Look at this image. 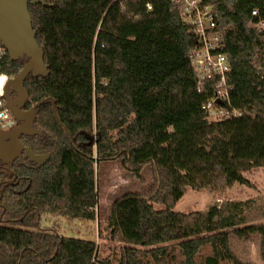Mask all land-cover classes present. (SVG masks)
Wrapping results in <instances>:
<instances>
[{"label": "trees", "instance_id": "1", "mask_svg": "<svg viewBox=\"0 0 264 264\" xmlns=\"http://www.w3.org/2000/svg\"><path fill=\"white\" fill-rule=\"evenodd\" d=\"M43 1L48 6L28 4V12L48 75L24 81L29 106L46 99L34 123L42 136L22 142L50 157L35 169L10 166V185L13 176L0 175V264H166L174 243L182 264H195L205 245L212 254L201 264H244L230 235L258 236L264 261L259 197L173 211L187 188L218 195L252 187L244 174L264 168V0L213 2L231 69L230 102L242 115L212 121L203 106L213 83L198 91L189 60L194 37L169 0ZM26 62L7 55L0 74L15 77ZM107 161H120L137 180L147 170L152 181L146 192L112 204L105 230L121 245L113 261L98 258L94 241L40 225L44 214L94 221L95 165Z\"/></svg>", "mask_w": 264, "mask_h": 264}, {"label": "rangeland", "instance_id": "2", "mask_svg": "<svg viewBox=\"0 0 264 264\" xmlns=\"http://www.w3.org/2000/svg\"><path fill=\"white\" fill-rule=\"evenodd\" d=\"M264 28V24H262ZM97 206L94 221H69L60 217L44 214L41 217L42 228L55 230L58 235L76 239L94 241L97 246L98 258L114 260L121 245L108 239L105 226L110 216L113 202L124 194L144 193L151 185V177L147 170L141 173L139 180L132 178L126 172L120 161H107L95 165ZM252 187L234 185L223 194L215 195L207 190H192L187 188L184 196L176 203L173 211L181 214L207 211L211 206H219L223 201H244L249 198L259 197L264 202V168L253 169L244 174ZM218 202V203H216ZM156 211H162L164 206L152 204ZM230 248L234 255L244 264H264L259 253L258 236H252L245 241L229 236ZM171 257L166 264H182L184 257L179 246L171 244ZM212 254V248L205 245L200 248L195 256V264H201L204 259ZM221 264H228L221 262Z\"/></svg>", "mask_w": 264, "mask_h": 264}, {"label": "water", "instance_id": "3", "mask_svg": "<svg viewBox=\"0 0 264 264\" xmlns=\"http://www.w3.org/2000/svg\"><path fill=\"white\" fill-rule=\"evenodd\" d=\"M28 4L48 6L43 0H0V44L7 51L10 59H27L20 72L7 80L3 88L4 109L11 114L13 120L19 125L12 126L8 130H5V127L0 128V162L10 165L15 160L22 162L24 157L36 165L30 167L35 169L44 165L50 156L49 154L35 155L21 143L20 137L42 136V131L36 129L34 123L36 109L46 99L34 104L28 111H22L21 109L29 99L28 93L24 89V81L29 75L33 78L46 77L48 70L44 63L42 48L36 40L37 30L33 29ZM4 80V77L0 78V85ZM11 94H14L15 97L11 98ZM52 110L55 114L53 103ZM86 139L89 143L94 141V138L88 135H86ZM0 174L13 175L9 168L0 171ZM15 179L14 176L13 180Z\"/></svg>", "mask_w": 264, "mask_h": 264}, {"label": "built area", "instance_id": "4", "mask_svg": "<svg viewBox=\"0 0 264 264\" xmlns=\"http://www.w3.org/2000/svg\"><path fill=\"white\" fill-rule=\"evenodd\" d=\"M169 2L178 10L184 25L195 40L189 52V60L196 73L198 91L204 83H213L214 95L203 106L208 120L241 116V112L234 109L230 102L232 86L229 82V75L231 69L227 57L221 52L223 44L216 22L214 0H169ZM146 9L150 10L151 6L147 4ZM256 13L253 11L252 16ZM7 55V51L0 44V63ZM2 77L5 80L0 85V128L6 127L9 115V112L4 109L3 88L6 81L13 78L0 74V78ZM225 105L232 108L226 109Z\"/></svg>", "mask_w": 264, "mask_h": 264}, {"label": "flooded vegetation", "instance_id": "5", "mask_svg": "<svg viewBox=\"0 0 264 264\" xmlns=\"http://www.w3.org/2000/svg\"><path fill=\"white\" fill-rule=\"evenodd\" d=\"M25 89V88H24ZM26 90V89H25ZM29 96V95H28ZM13 97H15V95L14 94H11V98H13ZM33 105H31V106H29V99H28V102L27 103H25V105H24V107L21 109L22 111H28L31 107H32ZM11 124V126H9ZM17 125H19V123L18 122H16V121H14L13 120V118H12V116H11V114L9 113V115H8V117H7V122H6V127H5V130H8V129H10L12 126H17ZM22 138L23 137H20V141H21V143L24 145V143L22 142ZM25 146V145H24ZM26 147V146H25ZM28 148V147H27ZM35 155H37V154H35ZM41 155H45V154H41ZM23 159H24V157L22 158V162H20L19 160H15L14 162H12V163H10V165H5L4 163H2V162H0V171H2V170H6V168H9L10 169V166H12V165H15V163L16 162H18L20 165H25V166H29V167H33V166H36L35 164H33V163H30L28 160H27V162H29L30 163V165L28 164V165H26L24 162L25 161H23ZM26 159V158H25ZM46 163V162H45ZM11 170V169H10ZM13 173V172H12ZM1 175V174H0ZM6 175H9V176H13V178L11 179V180H6V184L7 185H10V184H12V182L14 181L13 179H14V174L13 175H11V174H6Z\"/></svg>", "mask_w": 264, "mask_h": 264}]
</instances>
